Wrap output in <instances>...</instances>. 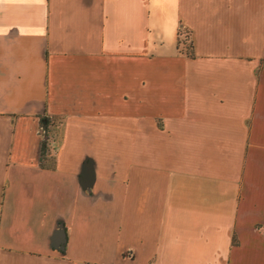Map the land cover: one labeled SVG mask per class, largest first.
<instances>
[{
	"label": "crops",
	"instance_id": "obj_1",
	"mask_svg": "<svg viewBox=\"0 0 264 264\" xmlns=\"http://www.w3.org/2000/svg\"><path fill=\"white\" fill-rule=\"evenodd\" d=\"M0 264H264V0H0Z\"/></svg>",
	"mask_w": 264,
	"mask_h": 264
},
{
	"label": "trees",
	"instance_id": "obj_2",
	"mask_svg": "<svg viewBox=\"0 0 264 264\" xmlns=\"http://www.w3.org/2000/svg\"><path fill=\"white\" fill-rule=\"evenodd\" d=\"M180 36H182V39L179 40V48L181 51L186 52L189 56H194V50L192 48V45L189 43V33L188 31L182 30L180 31ZM62 122V118L58 116H50V115H42L40 116V126L43 130H45L46 134L49 135L53 132V128L59 127ZM52 138H55L54 135H52ZM44 150V149H43ZM44 152V151H43ZM48 152V154L52 153V148L47 147L45 148V153ZM42 165L43 166H49V168H54L55 166V158L52 156L44 155L42 158ZM234 242H236V239L234 238Z\"/></svg>",
	"mask_w": 264,
	"mask_h": 264
},
{
	"label": "built area",
	"instance_id": "obj_3",
	"mask_svg": "<svg viewBox=\"0 0 264 264\" xmlns=\"http://www.w3.org/2000/svg\"><path fill=\"white\" fill-rule=\"evenodd\" d=\"M42 139H43V151H44V155L46 154V155H48V152H46L45 153V148H47V147H50V143H51V141H50V138H51V136L50 135H47L46 133H45V130H43L42 129Z\"/></svg>",
	"mask_w": 264,
	"mask_h": 264
},
{
	"label": "rangeland",
	"instance_id": "obj_4",
	"mask_svg": "<svg viewBox=\"0 0 264 264\" xmlns=\"http://www.w3.org/2000/svg\"><path fill=\"white\" fill-rule=\"evenodd\" d=\"M187 42H188L187 44L190 43L189 41H187ZM58 129H59L58 127L53 128V132L49 134V135L51 136L50 141H52V135H54V136L57 135V133H58V131H59ZM45 133H46V132H45Z\"/></svg>",
	"mask_w": 264,
	"mask_h": 264
}]
</instances>
